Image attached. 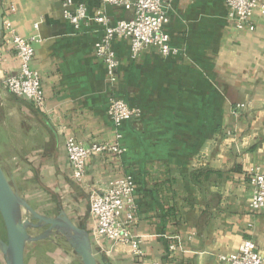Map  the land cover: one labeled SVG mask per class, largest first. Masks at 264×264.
<instances>
[{"label": "crops", "instance_id": "obj_1", "mask_svg": "<svg viewBox=\"0 0 264 264\" xmlns=\"http://www.w3.org/2000/svg\"><path fill=\"white\" fill-rule=\"evenodd\" d=\"M63 1L0 0L3 19L23 38L36 37L31 66L45 95L38 109L3 86V76L19 68L3 31L0 162L21 194L29 201L25 189H41L90 234L91 191L130 176L136 213L129 228L141 239L142 255L91 239L99 264H220L219 254L235 252L245 240L264 255V208L249 207L248 178L250 168L264 171V0L243 29L224 0H162L177 53L148 47L132 57L130 42L116 38L114 82L95 55L104 29L93 17L101 12L115 23L132 18L133 10L73 0L88 15L76 29L63 16ZM111 97L138 116L115 126L107 114ZM68 135L85 146L119 143L125 152L94 154L76 183Z\"/></svg>", "mask_w": 264, "mask_h": 264}, {"label": "built area", "instance_id": "obj_2", "mask_svg": "<svg viewBox=\"0 0 264 264\" xmlns=\"http://www.w3.org/2000/svg\"><path fill=\"white\" fill-rule=\"evenodd\" d=\"M99 1L134 12L132 18L115 23H111L110 19L101 12L93 17L104 29L102 36L94 45L95 55L104 62L111 81L114 82L116 79L115 74L119 63L111 46L116 38L127 39L130 42L132 57H136L141 50L148 47L157 49L165 56L177 53V49L170 45L169 34L166 31L168 17L163 9L162 0ZM224 2L228 7V16L237 29H243L249 25L253 12L261 6L258 0H224ZM13 11L14 8L11 7V12ZM62 12L64 18L76 29H79L88 19L87 7L82 2L64 0ZM3 31L7 45L14 51L19 62V68L15 73L3 76V86L16 97L29 101L38 109H43L45 95L41 79L39 73L31 66L34 56L33 43L36 37L27 39L20 36L10 18L3 19ZM107 114L113 124L119 126L138 116L139 112L123 99L111 97ZM64 142L72 178L76 183L84 180L87 161L94 154L113 153L120 156L125 152V148L119 143H93L85 146L71 135L66 136ZM248 178L252 185L249 207L253 210L264 208V171L259 167L250 168ZM134 191V181L127 175L110 180L104 190L91 191L89 196L90 236L98 244L106 240L113 245H127L134 255L141 256V239L129 228L135 220L136 213ZM217 259L220 264H264V255L256 251L254 243L250 240L243 241L233 253L219 254Z\"/></svg>", "mask_w": 264, "mask_h": 264}, {"label": "water", "instance_id": "obj_3", "mask_svg": "<svg viewBox=\"0 0 264 264\" xmlns=\"http://www.w3.org/2000/svg\"><path fill=\"white\" fill-rule=\"evenodd\" d=\"M3 16L4 9L0 5V42ZM0 215L6 232L5 238L0 236L5 264H25L26 246L39 241H49L58 247L66 243L72 251L71 256L80 264H99L89 232L75 224L63 209L54 217L37 212L21 194L13 177L6 174L1 162Z\"/></svg>", "mask_w": 264, "mask_h": 264}, {"label": "rangeland", "instance_id": "obj_4", "mask_svg": "<svg viewBox=\"0 0 264 264\" xmlns=\"http://www.w3.org/2000/svg\"><path fill=\"white\" fill-rule=\"evenodd\" d=\"M29 204L40 214L47 216H55L58 213V206L54 203V200L46 194L42 193L38 188H26L25 189ZM2 230V231H1ZM3 221L0 215V231L3 238H5ZM34 233V231H32ZM59 243H64L62 240H58ZM72 251L70 247L64 243L62 247H58L54 243L49 241L33 242L26 246L25 249V262L26 264H79L70 255Z\"/></svg>", "mask_w": 264, "mask_h": 264}, {"label": "trees", "instance_id": "obj_5", "mask_svg": "<svg viewBox=\"0 0 264 264\" xmlns=\"http://www.w3.org/2000/svg\"><path fill=\"white\" fill-rule=\"evenodd\" d=\"M80 264V263H79Z\"/></svg>", "mask_w": 264, "mask_h": 264}]
</instances>
